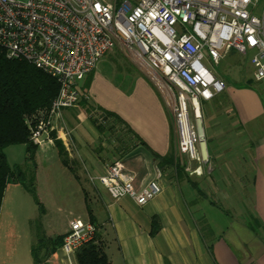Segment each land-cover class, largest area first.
Wrapping results in <instances>:
<instances>
[{
  "label": "crops",
  "instance_id": "0c3cea01",
  "mask_svg": "<svg viewBox=\"0 0 264 264\" xmlns=\"http://www.w3.org/2000/svg\"><path fill=\"white\" fill-rule=\"evenodd\" d=\"M93 73L90 95L82 99L92 97L95 108L78 96L52 119V133L69 168L87 174L85 200L93 204L89 209L108 264H264V80L256 81L253 70L246 77L234 72L232 84L221 77L225 89L202 102L208 161L203 174L191 176L185 167L195 164L176 152L170 112L151 80L142 73L138 88L129 93L109 87L103 100L110 103L100 96L96 103ZM102 110L120 121L101 120ZM115 133L117 138L107 137ZM116 160L133 173L137 189L154 180L159 193L143 205L128 196L111 198L95 178ZM153 217L159 228L151 235ZM30 247L0 264H35ZM56 252L48 264H56Z\"/></svg>",
  "mask_w": 264,
  "mask_h": 264
},
{
  "label": "built area",
  "instance_id": "2783aa9c",
  "mask_svg": "<svg viewBox=\"0 0 264 264\" xmlns=\"http://www.w3.org/2000/svg\"><path fill=\"white\" fill-rule=\"evenodd\" d=\"M257 1L0 0L6 56L26 60L59 83L48 117L31 128L32 143L58 138L52 136V119L75 104L79 82L119 47L157 85L174 126L175 150L195 164L186 173L203 174L208 154L202 102L226 86L204 61L217 64L225 50L250 53L254 79L264 80V20L252 11ZM95 180L111 198L128 196L139 205L160 191L154 180L137 189L133 173L119 160ZM95 233L90 221L71 220L59 247L62 261L74 264L76 249Z\"/></svg>",
  "mask_w": 264,
  "mask_h": 264
},
{
  "label": "rangeland",
  "instance_id": "374dc122",
  "mask_svg": "<svg viewBox=\"0 0 264 264\" xmlns=\"http://www.w3.org/2000/svg\"><path fill=\"white\" fill-rule=\"evenodd\" d=\"M252 11L264 20V0H258ZM249 58L250 53H238L231 49L223 51L222 58L217 64L206 60L204 64L214 74L232 84L235 82L234 72L237 76L240 74L243 77L252 74ZM92 76L94 85L92 93L96 103H101L97 100L100 96L107 104L110 102L103 98L109 87L130 93L138 88L139 78L144 77L141 70L123 55L119 47H113L104 54L94 68ZM84 80L79 82V85H84L83 90L79 89L80 100H83L82 97L87 92L90 95L91 91L88 90L91 81L89 80L90 83L85 86ZM151 82L158 88L154 81ZM93 100L91 97V100L83 102L85 105L88 104L90 109L91 107L94 109V105L91 104ZM163 107L169 112L164 102ZM100 114L101 112L98 118ZM207 122L208 117L204 119L205 132L208 128ZM172 130L174 138V129ZM115 136L116 133L107 137L117 138ZM3 153L10 168L24 166L26 156L24 144L8 145L4 147ZM26 162L25 183L33 189L32 192L26 190L22 184L13 182H10L4 191L0 209V263L13 252L22 256L23 248L28 249L38 235L47 237L60 235L71 220L88 222V207L93 208V204L85 200L84 195V189H87L88 184L86 172L81 168V172L76 170L75 173L71 167L63 164L50 143L43 141L36 145L33 158ZM56 253L59 254V250ZM55 263L65 264L61 257H58Z\"/></svg>",
  "mask_w": 264,
  "mask_h": 264
},
{
  "label": "trees",
  "instance_id": "16d2710c",
  "mask_svg": "<svg viewBox=\"0 0 264 264\" xmlns=\"http://www.w3.org/2000/svg\"><path fill=\"white\" fill-rule=\"evenodd\" d=\"M90 74L86 77L85 86L89 84ZM58 92L59 83L55 78L24 59L7 57L4 49L0 47V209L4 191L10 182L20 183L30 192L33 190L25 183L26 160L33 158L36 147L30 138L31 128L41 118L48 117L52 102ZM109 116L120 121L118 116L105 110L101 111L99 118L106 120ZM93 122L101 133L103 131L101 126L96 124V120ZM52 136L55 134L52 133ZM20 143L25 145L24 166L10 168L3 149L8 145ZM54 145L59 159L68 166L67 154L61 141L55 139ZM88 215L89 221L94 224L90 209H88ZM158 228L159 222L156 217H153L150 234L154 235ZM63 237L64 234L55 237L38 235L30 247L33 262L48 264L47 259L59 249ZM74 261L76 264H108L104 244L97 231L91 240L76 249Z\"/></svg>",
  "mask_w": 264,
  "mask_h": 264
}]
</instances>
